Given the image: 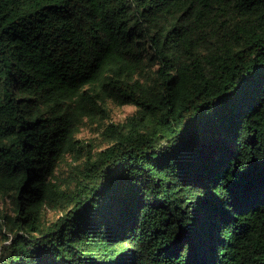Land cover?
I'll use <instances>...</instances> for the list:
<instances>
[{
	"label": "trees",
	"instance_id": "16d2710c",
	"mask_svg": "<svg viewBox=\"0 0 264 264\" xmlns=\"http://www.w3.org/2000/svg\"><path fill=\"white\" fill-rule=\"evenodd\" d=\"M0 198V264H264V0H0Z\"/></svg>",
	"mask_w": 264,
	"mask_h": 264
},
{
	"label": "rangeland",
	"instance_id": "374dc122",
	"mask_svg": "<svg viewBox=\"0 0 264 264\" xmlns=\"http://www.w3.org/2000/svg\"><path fill=\"white\" fill-rule=\"evenodd\" d=\"M133 110L132 105H111L110 109V117L105 118L104 121L107 122L109 120L112 121H122L127 114H129ZM96 129H98L97 123H88L86 126L82 127L78 136L84 138L85 140L94 139L97 137ZM7 202L0 198V206L5 205Z\"/></svg>",
	"mask_w": 264,
	"mask_h": 264
}]
</instances>
